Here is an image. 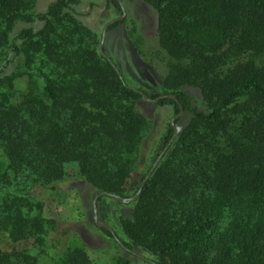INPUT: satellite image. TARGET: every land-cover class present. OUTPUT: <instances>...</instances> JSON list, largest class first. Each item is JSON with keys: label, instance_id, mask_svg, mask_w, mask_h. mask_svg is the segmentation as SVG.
Returning a JSON list of instances; mask_svg holds the SVG:
<instances>
[{"label": "trees", "instance_id": "trees-1", "mask_svg": "<svg viewBox=\"0 0 264 264\" xmlns=\"http://www.w3.org/2000/svg\"><path fill=\"white\" fill-rule=\"evenodd\" d=\"M143 1L168 58L163 93L152 98L189 119L178 133L179 118L167 125L128 191L151 126L135 105L143 92L99 52L78 0H54L43 13L33 0H0V234L31 242L0 247V264H90L83 247L51 238L58 224L30 192L55 189L67 163L104 193L97 202L131 207L110 225L117 240L98 227L127 253L143 249L156 264H264V0ZM33 19L39 30L16 28ZM21 76L24 93L14 85ZM184 86L199 89L205 110Z\"/></svg>", "mask_w": 264, "mask_h": 264}, {"label": "rangeland", "instance_id": "rangeland-1", "mask_svg": "<svg viewBox=\"0 0 264 264\" xmlns=\"http://www.w3.org/2000/svg\"><path fill=\"white\" fill-rule=\"evenodd\" d=\"M52 1L54 0H33L32 11L43 13ZM120 1L123 11L120 5H107V0H78L75 10L81 22L99 39L98 47L103 39L101 45L104 53L116 66L124 81L129 86L141 90L146 97L154 99L153 96L163 93V78L168 71V58L159 47L156 37V11L143 0ZM123 13V19L117 21L114 27L107 28L102 37L105 23ZM42 24L38 19L21 20L16 24V28L31 27L39 30ZM14 85L18 92L24 93L27 88L26 76L15 78ZM183 89L191 95L197 110H205L199 89L191 86H184ZM135 105L136 109L150 120L151 126L142 144V166L140 165L127 181L128 191H133L140 184V170L145 166V158L153 148H159V137L165 134L172 117L179 113L173 111L171 104L157 105L143 96ZM178 118L175 123L176 133L185 126L189 115L182 112L174 119ZM55 185V189L36 185L30 190L42 203L43 214L47 218L55 219L58 224L57 232L51 235L52 239H60L62 244L65 241V244L83 247L89 255L90 264H116L117 257L125 259L127 264H152L147 260L156 264L145 250L137 249L132 252L133 255L129 254L120 249L113 238L98 229L92 207L93 198L97 193L78 175L75 164H65V176ZM118 212L130 214L131 207L123 203L117 205L111 198L96 201L97 221L110 226ZM226 221H220L218 229L222 230ZM30 243L12 242L7 236L0 234V247L5 250L23 249Z\"/></svg>", "mask_w": 264, "mask_h": 264}, {"label": "water", "instance_id": "water-1", "mask_svg": "<svg viewBox=\"0 0 264 264\" xmlns=\"http://www.w3.org/2000/svg\"><path fill=\"white\" fill-rule=\"evenodd\" d=\"M117 2H118V4L120 5V7L122 8V11H123V7H122V4H121V1H120V0H117ZM124 15H125V14L123 13L122 15H120V16H118V17H115V18L109 20L108 22H106L105 25L103 26V29H102V37L104 36V33H105L106 29L108 28V26H110V25H112L113 23H115V22H117V21L123 19ZM102 41H103V39L101 40V43L99 44V47H98V50H99L100 53H103V51H102V45H101V44H102ZM143 97H144V99H146V100H149V101H151V102H153V103H156L157 100L162 99V98H164L165 96L161 95V96H158V97L155 98V99H150V98L146 97L145 95H143ZM182 112H183V110L180 108L179 113L176 114V115H174V116L172 117V119H171V121H170V124H173V119H174L175 117H177L179 114H181ZM174 132L176 133V129H175V127H174ZM156 163H157V160L152 164V166H151L150 170L148 171V173L146 174L145 178H147V177L150 175V173H151L152 169L155 167ZM144 181H145V179H144ZM144 181H142V184L144 183ZM140 188H141V187H140ZM140 188L138 189V192H139ZM102 194H104V193H102V192L97 193V194L94 196L93 201H92V207H93V211H94L95 225H96L97 227L106 228L108 231L111 232L113 238H114L115 240H117V237H116L115 233L113 232L112 228H111L108 224L97 221V214H96V201H97V198H98L100 195H102ZM115 197H116L118 200L120 199L118 196H115ZM147 261H148L149 263H152V264H153L152 261H149V260H147Z\"/></svg>", "mask_w": 264, "mask_h": 264}]
</instances>
